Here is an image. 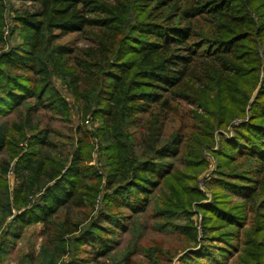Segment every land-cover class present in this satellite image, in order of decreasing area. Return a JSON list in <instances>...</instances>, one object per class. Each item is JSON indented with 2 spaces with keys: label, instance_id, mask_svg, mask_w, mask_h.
<instances>
[{
  "label": "trees",
  "instance_id": "1",
  "mask_svg": "<svg viewBox=\"0 0 264 264\" xmlns=\"http://www.w3.org/2000/svg\"><path fill=\"white\" fill-rule=\"evenodd\" d=\"M17 1L31 5L7 8L0 0V152L9 156L0 161V228L12 217L0 264L15 246L16 224H41L46 235L38 255L17 264H135L134 250L114 259L118 232L129 231L132 216L145 213L164 185L171 195L156 218L190 216L193 201L204 200L193 187L205 167L202 151L235 120L234 136L220 139L212 180L227 192L214 191L200 208L206 229H230L218 239L226 245L222 256L239 252L242 242L253 248L242 264H264V0ZM7 9L16 27L15 45L5 48ZM71 34L84 45L62 43ZM55 78L95 128L84 126L65 158L42 152L47 129L1 122L20 107L27 115L47 109L70 117ZM183 105L204 113L183 112ZM170 120L174 132L163 142ZM93 141L102 172L89 165ZM170 158L187 171L176 172ZM178 230L197 240L193 226ZM215 254L197 244L178 261L209 264L204 260Z\"/></svg>",
  "mask_w": 264,
  "mask_h": 264
},
{
  "label": "rangeland",
  "instance_id": "2",
  "mask_svg": "<svg viewBox=\"0 0 264 264\" xmlns=\"http://www.w3.org/2000/svg\"><path fill=\"white\" fill-rule=\"evenodd\" d=\"M7 8L13 6L14 9H23L31 5L27 2L12 0H5ZM6 20L4 23V40L5 48L8 46L15 45V38L11 36L12 31L15 29L16 25L13 23L14 12L7 9ZM78 34H71L64 39L62 43L76 44L79 47L84 45L83 40H79ZM18 41V40H16ZM55 84L61 91V93L68 99L71 105V116L66 118L62 114L52 112L51 110L41 109L36 112H32L29 115L26 113L25 107H20L16 111L2 117L1 122L10 121L11 123L21 124L27 122L30 128H37L39 130L47 129L48 143L42 147V152L46 156H59L67 157L70 155L74 149V144L79 137H83V127L95 132L94 125L92 123H84L82 120V114L74 102V99L70 93L68 86L59 78L54 79ZM198 111L200 114L204 113V110L197 106L183 105L182 111ZM241 120H235L226 129L219 130L214 135V143L207 145L202 151V159L205 163L204 169L197 173V179L194 181L193 187H197L199 191L204 195V200H194L190 210V216L182 217L177 216L173 219L166 218H156L157 212L163 207L162 202L169 197L170 188L160 187L156 189L154 193V198L145 213L139 216H132L130 220L129 231L120 230L118 236L116 237V249L113 252V257L115 260L119 261L129 253L130 251H136L132 256V260L135 264H179V257L182 256L186 251L192 250L198 244V247L206 246L213 249L216 254L215 256L205 259L204 261L213 264V261H217L216 264H242V261L246 259V253L253 251L251 246L241 242L239 246V252L234 253L229 256H222L221 249L226 247L223 240H220L224 233H228L230 229L228 228H217L211 231L206 229L204 226L205 212L200 208L202 204H210L213 201L214 191L221 189V187L213 185L212 180L217 177L219 169V161L216 152L219 151L220 139L233 137L234 136V124L239 123ZM187 123H192L190 119H187ZM175 123L172 120L169 121L167 126L165 136L161 139L163 142L167 140V136L174 132ZM31 134V133H30ZM144 149H141L143 152ZM147 149H145V152ZM92 161L89 165L96 166L103 171L101 167V151L99 145L96 141H93V149L91 153ZM9 159V156L4 151L0 152V161ZM174 164L176 172L185 173L187 171L185 164L179 158L168 159ZM100 166V167H99ZM190 172V171H188ZM7 182L9 183L10 190L17 184V179L13 171L7 177ZM223 193L227 191L221 189ZM239 198H235L233 201H239ZM241 203V202H239ZM24 210V209H23ZM129 214L130 212L124 211ZM13 213L16 214L15 210ZM12 217L9 218L2 227L0 228V239L3 237L4 232L8 230V224L11 222ZM108 225V224H106ZM183 225L193 226L197 240L193 241L188 235L180 233L178 227ZM250 229V227L248 228ZM247 229V230H248ZM18 234L17 240H15V246L11 254L7 258V264H17L21 257L25 254L31 253L35 257L38 255L43 241L46 239V235L42 234L43 226L33 225L26 227L22 230L18 229L17 224L12 228ZM245 230V231H247ZM242 233V237H245L246 232ZM229 235V234H228ZM220 241H219V240ZM233 239V238H232ZM231 242L237 243L235 239ZM157 251L154 260L148 258L150 252ZM134 253V252H133ZM63 261H68L67 257H64ZM107 261L106 258H99L94 261L93 264L99 262Z\"/></svg>",
  "mask_w": 264,
  "mask_h": 264
}]
</instances>
